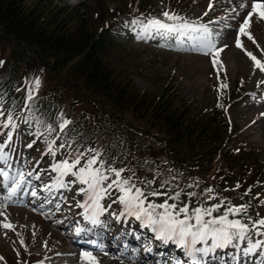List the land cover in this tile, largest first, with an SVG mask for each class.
Instances as JSON below:
<instances>
[{"label":"trees","instance_id":"trees-1","mask_svg":"<svg viewBox=\"0 0 264 264\" xmlns=\"http://www.w3.org/2000/svg\"><path fill=\"white\" fill-rule=\"evenodd\" d=\"M119 3L116 15L105 17L111 24L99 31L102 26H93L74 8L49 0H0V111L4 113L0 121L6 122L9 114L14 120L29 92L35 93L23 119L29 120L35 133L37 119L41 131L46 125L55 128L42 137L56 136L54 148L66 153L69 161L70 152H82L83 165L95 154L88 150L95 149L105 168L126 169L125 177L134 172L139 187H145L141 181H155L151 188L168 181L160 190L180 191L179 204L194 208L216 204L221 198L232 205L238 200V205H250L249 215L252 201L264 193V167L258 148L242 139L241 127L225 110L229 106L230 113L248 95L244 80L226 75V87L202 110L169 78L161 81L158 92L138 90L132 66L114 55L122 41L112 24L118 16L120 20L143 14L163 17L149 7L150 2ZM168 12L184 16L174 3ZM62 120L71 123L61 132ZM207 189L216 199H208ZM188 193L195 195L190 198ZM118 196L112 190L107 198ZM149 199L161 203L165 197Z\"/></svg>","mask_w":264,"mask_h":264},{"label":"rangeland","instance_id":"rangeland-1","mask_svg":"<svg viewBox=\"0 0 264 264\" xmlns=\"http://www.w3.org/2000/svg\"><path fill=\"white\" fill-rule=\"evenodd\" d=\"M49 1L61 7L69 8V10L74 8L78 16L87 20L93 26H102L99 31L105 25L111 24L105 22V17L110 18L116 15L118 6H120V0ZM140 1L143 3L150 2L149 7L161 14L174 3L175 8L184 11L187 16L185 20L188 23L196 22L197 24L207 25L213 36L216 37L217 47H223L224 50L218 57L221 63L214 66L213 57L195 50L192 46L193 42L187 37L178 42L179 48L175 50L172 47L160 44H148L153 37L159 35L146 34L141 30L137 31L141 26L134 24L133 21L146 23L144 16L124 20L118 18L116 23L112 25L115 28V36L122 41V46L117 48L114 55L117 60L119 59L122 63L132 66L131 73L134 86L141 91L158 92V86L163 84L161 81L166 82V78H169L179 85L181 93L185 97L193 100L198 108L202 110L213 104L217 95L216 92L221 91L223 85H225L226 75L230 74L234 79L241 77L245 82V90L253 92L254 97L247 96L246 99L240 101L237 108L229 113L230 120L241 127L242 139H246L250 146L258 148L260 163L264 167V73L254 69L252 60L244 51L235 46L238 27L248 11V8L242 9L239 5L240 3H247V0ZM182 3H185L187 7H181L180 4ZM211 15H215L213 19L208 18L212 17ZM250 32L256 44L247 40L246 37H241L245 48L264 62V21L253 17ZM172 41L177 42L178 40L174 38ZM225 45L227 47H224ZM16 131L14 135L12 134L11 141L8 142L7 131L0 127V144L7 143L4 148V152L8 156L7 162L10 161L7 168L9 170L14 165L12 176H17L21 172L24 173L25 180L29 182L24 191L30 193L29 188L32 184H37L38 187L33 189L37 192V196H21L18 194L17 198L8 203L4 201L5 196L1 197L0 213L3 214L0 215V224L5 222L6 217L7 222L14 226V230H6L0 227V257L8 254V260L11 263L20 264L17 258L18 253H21L20 257L24 258V255H26L31 264H79L78 257L72 256V253L61 259L59 257L67 249H71L66 248L69 242L67 236L74 235L77 228L84 229L83 225L88 223L85 219L84 209L78 206V204L84 203L86 197H83L79 192L80 185L75 182L71 183L68 179H65V183L69 185L68 188L57 187V190H53L51 186L55 184L57 173L52 171L51 164L56 160H60V156L57 154L52 156L47 151L48 147L41 140L31 143L32 128L26 124L17 125ZM29 144H32V147H28ZM14 159H16L15 164H13ZM65 159H67V155ZM37 176L39 179H36ZM4 182L5 178L2 180V183ZM51 191H54L53 194L48 196ZM3 193H7V191H0V194ZM26 196H29L28 201L24 200ZM38 199L44 202L38 204ZM101 204L103 205L102 202ZM112 204L117 207L122 206L118 202ZM112 204L106 203V209H111ZM109 217L112 221L109 225H107L108 223L103 225L107 229L104 232V236L107 238L100 242L94 239V243H97V246L94 247L99 250V253L93 254L97 257L99 264H139L138 261L144 254L140 253L139 258H135L133 251L130 253L127 241L122 246L118 245V242L112 244L111 247H116L114 249L115 254L108 253L105 255L101 253L103 251L101 249L110 246L109 237L112 235L117 234L119 237L120 235L135 236L137 231L134 228L129 229L132 226L125 227L126 222L129 224L134 222L135 217H131L130 220L128 216L123 217L121 214ZM144 226L140 221V229L138 228L140 232L137 239L141 241L142 238L152 237L154 240L156 233L154 231L152 234L142 232ZM88 235L90 236V233ZM255 241L256 237L254 236L252 242L255 243ZM236 243L238 247L241 246V241H236ZM161 244L164 247L166 246V242H161ZM150 245L149 251L152 252L155 246L152 242ZM210 245L211 241L207 245L200 243L195 246V249L209 247ZM245 247H249V245L247 244ZM125 253L137 261L133 262L128 258H120ZM253 253L254 255L264 253V248L256 249ZM217 254L220 261L225 263V255L220 251ZM179 256H182V254H179ZM177 258L174 253L169 260L170 263L167 262L166 264L176 262ZM253 258V254L250 253L242 256L241 260L244 262L246 259ZM259 258L261 260L260 264H264V256L261 255Z\"/></svg>","mask_w":264,"mask_h":264},{"label":"snow or ice","instance_id":"snow-or-ice-1","mask_svg":"<svg viewBox=\"0 0 264 264\" xmlns=\"http://www.w3.org/2000/svg\"><path fill=\"white\" fill-rule=\"evenodd\" d=\"M239 7L242 9L248 8V11L243 22L238 27L235 36V46L244 51L249 59L252 60L254 69H258L261 73H264V62L253 55L252 52L247 51L241 39V37H246L247 40L256 44L250 32L251 22L253 17L264 21V0H247V3H241ZM162 16L164 17L163 21L152 17L146 23L137 20H134L133 23L140 25L142 31L146 34L151 33L160 36L176 34L181 37H187L193 42L192 46L195 50L213 57L212 62L214 66L221 63L218 57L224 49L223 47H217L216 37L213 36L207 25L197 24L196 22L188 23L184 17L168 11H164ZM224 47H227V45ZM39 84L40 81L37 79L35 86L38 88ZM223 87H226V85H223ZM28 99H32L31 92H29ZM3 114V111H0V116ZM25 122L28 123L29 120L26 118ZM40 123L41 121L37 119L36 124L38 127L35 133L37 138L44 135L45 132L50 135L56 130L51 125H46L43 131H41L39 129ZM69 123L71 122L68 120H62L59 125L60 131L62 132ZM0 127H11L14 130L17 125L12 115L9 114L6 122L0 121ZM11 139L12 134L9 132L7 141L10 142ZM48 144V152L52 156H55L56 151L52 147L55 144V140L48 141ZM6 146L7 143L0 144V163H7L8 156L4 152ZM28 147H32V144H29ZM60 147L63 148L64 143H61ZM88 151L95 154L87 158L83 165H81V160L85 153L78 151L69 153L71 162H69V159H64L59 163H54L51 169L57 173V177L55 184L51 187L68 188L69 185L65 183L64 178L69 175L74 178L73 182L84 185L85 187H82L79 191L86 199L83 204H78V206L84 209L85 219L93 225L100 223L99 217L106 211L101 204V200L110 195L112 190H115L119 193V196L113 202H118L123 206L121 215L133 216L137 220H140L143 225L151 227L156 233V238L162 242L174 241L180 244L187 250V254L192 258L194 264H200L196 256L197 251L200 253L201 258H204L217 248L237 246L234 244L236 241L248 242L249 247L246 250V254L252 253L256 249L264 248V240L252 242L253 234L264 236V218L253 220L248 216L249 204L232 205L230 201L226 202L223 198L218 203L210 206H205L201 203L192 208L187 203L179 204L180 191L173 193L171 190H160L166 187L168 181H162L159 188L149 187L155 183L153 180L141 181L145 187H139L133 181L134 172L131 176L125 177L123 173L126 169H117L111 165L105 168L106 162L99 160L100 153L96 152L95 149H89ZM0 176L5 178L3 187L7 189V195L4 197L6 203L12 202V198L18 194L21 196H37L35 190L30 193L24 191L26 185L29 183L25 180L24 173L21 172L17 176H9L7 171L0 169ZM36 179H39V177L37 176ZM206 192L208 199H216L212 189H207ZM187 195L191 198L195 193H188ZM161 196L165 197L161 203L149 199L150 197L158 198ZM169 200L173 202L169 203ZM261 203L264 204V201H261ZM222 208L224 209L223 212H221ZM214 213L220 214L214 216ZM2 214L0 213V215ZM257 215L259 216V214ZM0 227L6 230H14V226L7 222L6 217L5 222L0 224ZM76 231L77 233H82L85 230L77 228ZM209 241H211L209 247L195 249L196 244L203 243L207 245ZM104 254L107 255L108 253L105 252ZM261 255L264 256V253H261ZM2 259L3 257H0V260ZM78 260L79 264H99L97 257L87 250H81Z\"/></svg>","mask_w":264,"mask_h":264},{"label":"bare ground","instance_id":"bare-ground-1","mask_svg":"<svg viewBox=\"0 0 264 264\" xmlns=\"http://www.w3.org/2000/svg\"><path fill=\"white\" fill-rule=\"evenodd\" d=\"M235 1V0H234ZM238 3H240V2H238ZM241 4V3H240ZM237 5V4H236ZM70 243H74V242H71L70 241ZM71 248V247H70ZM73 249L76 251V256H79V247L77 246V245H73ZM114 249L113 250H107L106 252L107 253H111V254H113L114 252ZM92 252V251H91ZM92 253H96V252H92ZM65 257V256H64ZM155 257H156V255H153L152 257H150L148 260L149 261H153L154 259H155ZM145 260H147V259H145ZM255 264H257V263H255Z\"/></svg>","mask_w":264,"mask_h":264}]
</instances>
